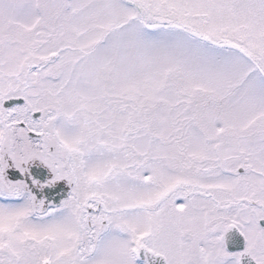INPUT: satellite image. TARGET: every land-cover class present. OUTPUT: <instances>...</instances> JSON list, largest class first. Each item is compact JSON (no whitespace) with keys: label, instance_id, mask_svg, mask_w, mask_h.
Wrapping results in <instances>:
<instances>
[{"label":"snow or ice","instance_id":"obj_1","mask_svg":"<svg viewBox=\"0 0 264 264\" xmlns=\"http://www.w3.org/2000/svg\"><path fill=\"white\" fill-rule=\"evenodd\" d=\"M0 264H264V0H0Z\"/></svg>","mask_w":264,"mask_h":264}]
</instances>
